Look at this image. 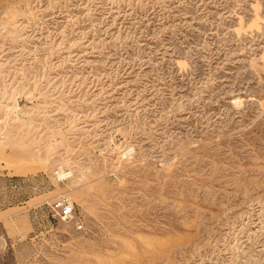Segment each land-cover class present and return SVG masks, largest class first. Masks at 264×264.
<instances>
[{
    "label": "rangeland",
    "instance_id": "1",
    "mask_svg": "<svg viewBox=\"0 0 264 264\" xmlns=\"http://www.w3.org/2000/svg\"><path fill=\"white\" fill-rule=\"evenodd\" d=\"M0 264H264V0H0Z\"/></svg>",
    "mask_w": 264,
    "mask_h": 264
},
{
    "label": "built area",
    "instance_id": "2",
    "mask_svg": "<svg viewBox=\"0 0 264 264\" xmlns=\"http://www.w3.org/2000/svg\"><path fill=\"white\" fill-rule=\"evenodd\" d=\"M74 207L72 203H63L61 206V217L63 219H69L73 216Z\"/></svg>",
    "mask_w": 264,
    "mask_h": 264
},
{
    "label": "bare ground",
    "instance_id": "3",
    "mask_svg": "<svg viewBox=\"0 0 264 264\" xmlns=\"http://www.w3.org/2000/svg\"><path fill=\"white\" fill-rule=\"evenodd\" d=\"M61 174V173H60Z\"/></svg>",
    "mask_w": 264,
    "mask_h": 264
}]
</instances>
